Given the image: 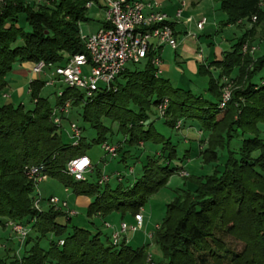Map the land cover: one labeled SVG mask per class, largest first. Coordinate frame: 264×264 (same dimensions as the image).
<instances>
[{
    "label": "trees",
    "instance_id": "1",
    "mask_svg": "<svg viewBox=\"0 0 264 264\" xmlns=\"http://www.w3.org/2000/svg\"><path fill=\"white\" fill-rule=\"evenodd\" d=\"M90 1L97 3L0 0V93L16 64L59 66L68 57L85 53L80 24L90 21L85 7ZM262 1L220 0L219 11L225 18L221 26L239 27L252 17H264ZM248 32L223 53L220 61L200 66L201 74L207 75V88L201 92L173 87L169 80L156 76V69L146 60L140 63V70L125 68L114 89L97 91L91 98L65 86L50 104L48 97L40 96L46 80L35 79L28 86L31 108L21 103L1 104L0 228L14 222L30 231L17 249L2 246L0 264H146V246L133 249L124 240L116 246L100 232L68 228L57 222L62 217L70 222L72 216L64 211L49 207L37 212L33 207L38 196L36 182L28 176V170L42 168L47 178L58 180L73 195L89 198L88 217L112 211H130L134 216L152 194L183 169L171 166L177 160L176 146L170 137L156 131L154 123L159 119L173 131L188 127L207 135L200 139H206L207 145L199 152L202 164H215L220 152L224 162L208 175L190 177L191 188L178 190L166 205L154 236L162 253L156 264H264V138L258 127L264 126V84L258 86L253 81L264 68V56L255 60L252 69L242 70L251 57L249 52H242ZM247 47L249 51L251 46ZM210 68L218 70L216 77ZM235 73V85H241L238 78L246 75L245 81L231 93L226 114L218 119L222 114L220 79H231ZM163 99L168 100V106L160 117L157 107ZM66 102L68 113L75 110L76 119L95 132L89 142L82 136L83 126H77V140H66L54 124L53 109ZM235 111L236 119L231 116ZM62 119L67 121L68 115ZM103 143L116 146L120 162L131 157L130 150L139 148V144L161 148L146 156L137 178L124 183L120 176L114 187L109 180L99 184L101 175L96 167L83 181H74L66 174L71 159L86 155L93 144ZM186 159L185 154L179 162ZM225 235L243 244L240 253L227 248L222 240ZM45 239L46 249L41 246ZM149 262L152 264V260Z\"/></svg>",
    "mask_w": 264,
    "mask_h": 264
},
{
    "label": "rangeland",
    "instance_id": "2",
    "mask_svg": "<svg viewBox=\"0 0 264 264\" xmlns=\"http://www.w3.org/2000/svg\"><path fill=\"white\" fill-rule=\"evenodd\" d=\"M98 4L102 3L101 0H96ZM146 1V0H140ZM157 1H165V11L170 17H173L174 10L170 8L172 5H176L181 0H157ZM219 1L220 0H200L197 6L196 11L201 10H218L219 9ZM93 1V5L90 9L87 10L86 16L90 20L86 23L80 24V34L82 36H87L94 34L103 23V13L98 9V4ZM261 9L264 11V1L260 3ZM211 12V11H210ZM190 15L194 16V13H190ZM223 18L213 17V14L209 16V22L205 26V30L203 32H198L195 27H191V32L199 36L197 40L200 39L199 43L197 40H192L191 38H186L183 46L178 47L176 50H173L169 47H163L160 52L161 58V77L169 80V82L173 85V87H179L181 89H189L193 92H201L207 88V75H202L200 71V66L205 62V66H208L210 63L215 61H220L222 58V54L225 51H229L231 46L237 41L238 38L242 36L244 32L247 33V37L245 40V44L242 48L243 53L249 52L250 58L249 62L245 63L242 67L243 71L252 69L254 64L256 63V59L264 56V17L258 18V20H253V17L246 22L245 24H240L239 27L236 25H229L228 27H223L222 32L216 34V30L218 26H214V22L217 24H221ZM251 46V49L247 51L248 47ZM209 50L211 53V57L205 61L198 58V54L202 53V51ZM213 53L216 57H214ZM247 65V66H246ZM247 67V69H246ZM128 71L140 70L142 65L130 64L127 63L125 66ZM52 71V68L45 70L44 74H39L35 77V79L40 80H48V75ZM210 71L214 77L217 76L218 70L214 68H210ZM18 74V76H16ZM237 76V73L231 75V79L228 77H224L220 79V83L222 84L221 89V98L224 90H228L231 93L242 87L245 76L238 78L241 80V85H235L234 81ZM34 78L31 70L29 68H24L19 64H16L10 74L7 76L8 85L7 87L0 93V105L3 103H7L8 100L11 101L12 104H23L26 108H31L32 103L30 101V97L28 94V86L31 79ZM253 81L259 86L264 84V68L257 72ZM238 82V81H237ZM255 84V85H256ZM256 85V86H257ZM64 85L56 84L55 86H45L40 93L41 97H48L50 104H52L55 100L56 93L61 90ZM18 94H21L20 96ZM19 98H18V96ZM242 103L244 101L242 100ZM226 108V107H225ZM224 108V109H225ZM234 108L237 109V105H234ZM221 110L222 114L218 116V119H221L225 110ZM226 114V113H225ZM237 112H233L231 114L232 118L236 119ZM68 119L63 120L61 122V127L59 131L63 134V137L68 140V136L70 135V124H75L76 126H83L85 131L82 133V136L86 139V142L95 136V132L90 129V127L81 122L80 118L76 119L75 110H70L67 114ZM154 127L157 132L168 136L171 138V142L176 146L177 151V160L171 163V166H181L183 169L178 173L174 174L169 178L167 184L158 190L156 193L152 194L147 202L139 209L136 215L142 216V225L141 228L132 232H125L121 238H124L125 234L130 239V247L133 249L141 248L146 246L148 259L146 264H151L149 259L152 260V264H156V262L160 261L162 258L161 250L154 243L155 232L158 229V225L161 223L165 216V207L170 204L177 195L178 190L191 188V180L190 177H200L204 175H208L212 172L215 166L221 168V164L224 162V157L222 156V152H220L221 157L218 162L211 165L202 164L201 158L194 157L189 161H180L179 159L186 154V151L191 149V143L197 145V138H206L207 135L201 134L198 130H194L190 133V137L186 142H184V137H187L185 131L182 130L180 134V129L171 130L163 125L162 119L157 120L154 123ZM261 134L260 137L264 138V126H258ZM177 129V126H176ZM198 135V136H197ZM119 138V137H118ZM239 143H236L235 146H238ZM206 139L205 141H199V152L206 148ZM160 145H153L151 143H145L143 146L139 144V148H132L130 150V156L126 157L125 162H120L121 155L118 154L115 157V160H110L105 152L101 149V145L93 144L88 150L87 154L90 157L92 163H98L99 173L102 176H106L109 179V184L111 187H114L117 184L118 178L115 177V172L121 173V178L124 183L132 182L135 178L140 175V170L142 165L145 163L146 156L153 154L155 152L160 151ZM198 149V148H197ZM193 151V150H192ZM105 157V159H104ZM103 159V160H102ZM114 159V158H113ZM133 171V172H132ZM183 171L186 175L181 176L180 172ZM189 177V179H188ZM88 178V175L85 176ZM36 195L37 199L40 198L41 203L39 206L33 204L34 209L37 212H42V210H46L51 207L54 211H60L47 203V199L51 196L58 198L59 200H65L67 203V208L69 211H74L75 213L72 215L69 223L66 222V218L62 217L57 220V222L61 225H66L69 227H79L89 230L91 232H100L102 236H108L111 240V236L114 232H117L120 229L121 224H125L128 227L135 226V215L130 211H125L124 213L112 211L105 216H87V206L85 204L77 203V199L75 195H73L70 190L69 195L65 194L64 186L54 178H47V180L36 183ZM44 199V201L42 200ZM65 213V212H64ZM123 222V223H121ZM143 226V227H142ZM117 228V231L113 230ZM125 241V239H121V241ZM223 242L230 250L235 253H240L243 249V244L234 238L225 235L222 237ZM19 244L22 245V241L16 237L15 234L11 232L9 227L0 228V252H2V246H6L11 249H17ZM41 246L43 248L48 247V240L45 239L41 242ZM10 255V254H9ZM51 264V263H48ZM55 264V263H52Z\"/></svg>",
    "mask_w": 264,
    "mask_h": 264
},
{
    "label": "built area",
    "instance_id": "3",
    "mask_svg": "<svg viewBox=\"0 0 264 264\" xmlns=\"http://www.w3.org/2000/svg\"><path fill=\"white\" fill-rule=\"evenodd\" d=\"M98 9L103 13V23L100 28L91 35L82 36L85 53L76 54L67 58L66 62L59 66L45 65L43 62L32 64V73L37 76L44 74L45 70L52 68L49 73L47 86L61 84L69 88L77 89L87 98H91L97 91L111 90L115 87V81L125 70L127 63L140 64L149 60L156 69L155 75H161V58L159 55L163 47L173 50L178 48V41L174 31V24L179 23L181 11H177L172 21L160 9L157 0L135 1V0H101ZM93 1L86 4L90 9ZM255 20V17H253ZM194 22L197 30H202L206 19L201 16L198 20L189 19ZM190 37L194 35L188 34ZM201 57V54L198 55ZM61 95V90L57 92ZM230 99V92L224 90L219 102V109L223 110ZM168 106V100L163 99L157 107L158 116L163 117ZM69 111V102L63 106L56 107L52 111L54 124L61 127L62 117ZM178 127V126H177ZM71 139L77 140L80 131L75 124H70ZM101 149L110 158H115L116 146L103 143ZM92 170V163L88 156L83 155L71 159L66 165V174L74 181H83L87 173ZM181 176L186 174L181 171ZM28 176L36 183L47 180L42 168H30ZM118 180L120 181V176ZM108 181L106 176H101L99 184ZM53 208L64 211L68 216L75 212L69 211L67 203L56 197H49L47 200ZM40 198L35 202V206L40 205ZM136 225L128 227L121 224L120 229L111 236L113 245L121 243V236L127 231H136L141 228L142 216L135 215ZM7 227L22 242L29 233V228L14 222H8ZM62 244V242H60Z\"/></svg>",
    "mask_w": 264,
    "mask_h": 264
},
{
    "label": "crops",
    "instance_id": "4",
    "mask_svg": "<svg viewBox=\"0 0 264 264\" xmlns=\"http://www.w3.org/2000/svg\"><path fill=\"white\" fill-rule=\"evenodd\" d=\"M135 1H140V0H135ZM199 1L200 0H181L179 3H177L176 5H172V7L170 6V8H172L174 11V15H173V17H170L168 14H167V12L165 11V1H158V3L160 4V9H161V11L164 13V14H166L167 16H168V18H169V20L170 21H172L173 20V18L175 17V14H176V12L177 11H181V16H180V19H179V23L178 24H174V31H175V34H176V39H177V41H178V43H179V45H178V47H182L183 46V43H184V41H185V39L186 38H191L192 40H197L198 39V37L199 36H196V35H194L192 32H191V30H190V28L191 27H195V24H194V22H189L188 20L189 19H193V20H198L201 16H203V17H205V19H206V22H205V24H204V26H203V28H202V30H197L196 29V27H195V29L198 31V32H203L204 30H205V26L208 24V22H209V16L211 15V13L213 14V17H216V18H223L222 19V21L221 22H223L224 21V15L219 11V9L218 10H210L209 11V9L208 10H201V11H196V9H197V6H198V4H199ZM190 13H194L195 15L194 16H192V15H190ZM220 22V23H221ZM215 24H213L214 26H218V28H217V30H216V34H219V33H221L222 32V26H221V24H217L216 22H214ZM226 27H228V26H226ZM188 34H191V35H194L195 36V38L194 37H190V36H188ZM199 41H200V39L199 40H197V42L199 43ZM203 52V54L202 53H199V54H201V57H199L198 56V58L199 59H201V60H204L205 59V61H207L210 57H211V53L209 52V50L207 49V51L206 50H204V51H202ZM224 53V52H223ZM198 54V55H199ZM213 55H214V57H216L215 56V54L213 53ZM223 55V54H222ZM222 58H220V60H221ZM20 66H22V67H24V68H29L30 70H31V68H32V63H22V64H19ZM203 65H205V62L203 63ZM31 72H32V70H31ZM33 74V73H32ZM16 76H18V74L16 75ZM35 75H34V78H32L31 80H35ZM19 96L21 95V94H18ZM17 95V96H18ZM19 96H18V98H19ZM8 102L9 103H11V101L10 100H8ZM184 129H186V131H185V133H186V135H188L187 137H184L183 139H186V140H184V142H186L187 140H188V138L190 137V133L191 132H193L194 130L192 129V128H188V127H186V128H184ZM182 133V130L180 131V134ZM68 136V139H70L71 138V136L70 135H67ZM198 136V135H197ZM200 139L201 138H199V136H198V138H197V145L196 144H193V143H191V149H189V150H187L188 152L186 153V155H187V159H186V161H189L190 159H192V158H194V157H198V155H199V141H200ZM189 141V140H188ZM198 148V149H197ZM193 150V151H192ZM86 155L88 156V154L86 153ZM89 157V156H88ZM109 157V156H108ZM89 159H90V157H89ZM104 159H105V157H104ZM91 160V159H90ZM103 160V159H102ZM110 160H115V158L113 159V158H110ZM91 163H92V161H91ZM98 168V163H92V169L93 168ZM133 172V171H132ZM117 175H119V176H121V173L120 172H115V176H114V179H115V177H117L118 178V176ZM105 176V175H104ZM108 178V177H107ZM109 180V179H108ZM64 192H65V194H68L69 195V193H70V189H67V188H65L64 187ZM76 199H77V203H80V204H85L87 207L89 206V204H90V202H91V200L89 199V198H87V197H83V196H77L76 197ZM65 201V200H64ZM68 206V205H67ZM74 212V211H73ZM121 223H123V222H121ZM143 227V226H142ZM114 231L116 230L117 231V228H115V229H113ZM122 239H125L126 240V244L128 245V246H130V239L127 237V235L125 234V236H124V238H122Z\"/></svg>",
    "mask_w": 264,
    "mask_h": 264
}]
</instances>
